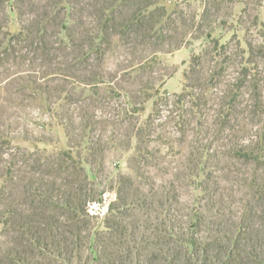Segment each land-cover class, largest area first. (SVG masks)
I'll return each mask as SVG.
<instances>
[{
  "label": "rangeland",
  "instance_id": "1",
  "mask_svg": "<svg viewBox=\"0 0 264 264\" xmlns=\"http://www.w3.org/2000/svg\"><path fill=\"white\" fill-rule=\"evenodd\" d=\"M0 264H264V0H0Z\"/></svg>",
  "mask_w": 264,
  "mask_h": 264
},
{
  "label": "trees",
  "instance_id": "2",
  "mask_svg": "<svg viewBox=\"0 0 264 264\" xmlns=\"http://www.w3.org/2000/svg\"><path fill=\"white\" fill-rule=\"evenodd\" d=\"M243 74H244L245 77H247V75H246L247 73H246V72H244ZM256 94H257V92H256ZM256 94H255V95H256ZM249 152H250V148H249L248 146H245V147H244V150H243V156L246 157V158H247L248 156H249V157H252V156L249 154Z\"/></svg>",
  "mask_w": 264,
  "mask_h": 264
}]
</instances>
